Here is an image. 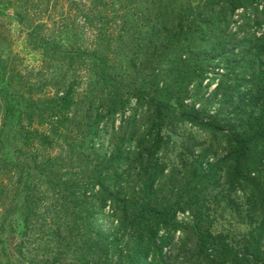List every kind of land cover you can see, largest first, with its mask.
<instances>
[{
  "label": "trees",
  "instance_id": "trees-1",
  "mask_svg": "<svg viewBox=\"0 0 264 264\" xmlns=\"http://www.w3.org/2000/svg\"><path fill=\"white\" fill-rule=\"evenodd\" d=\"M86 1L80 10V19L88 30L94 33L92 40L95 44L90 48L94 56L89 62L86 60L89 64L84 68L79 65L83 60L82 55H77L79 63L76 65L72 64V58H68L71 60V69L82 72L84 76H111L110 68L102 60L113 59L114 50L126 48L130 44L143 49L144 42H147L146 37L150 35L146 43L148 49L142 51L145 61L151 65L154 61H159V66L164 69L161 74L188 76L190 81H195L196 86L193 94L189 93L190 97L185 91L158 95V90L153 86L147 97L144 92L139 91L136 94V103L144 101L150 107L148 114L152 115L153 121L148 130L139 135L140 140H133L134 146H130L132 138L126 137L121 140L115 137L110 146H99L96 145L95 135L117 115L122 116V123L125 125L132 122L125 114L124 97H118L115 101L108 95L105 102L99 103V98L93 96L89 90L84 99V106L88 107L79 110L78 105L83 101L81 102L71 81L65 88L54 91V98L47 97L46 106V102L34 97H25L28 99L20 103L19 99H22L23 95H17L18 91H15L19 85L18 81L12 75L11 66L5 64L7 61L3 62L0 57V144L8 141L9 137L14 139L15 135L21 136L22 132L20 154L26 156L33 166L31 168L28 162L19 161L17 157H13L12 161L0 156V161L11 165L14 171L7 173L17 176L15 184L22 180L19 175H26L29 172H26L27 170L45 172L43 169H48V173L45 172L47 187L52 190L50 196L57 198L43 209V214L37 220L40 223L39 228L27 230L33 236L32 242L27 246L23 242L25 246L19 245L17 249H13V255L17 254L16 257H19L21 262H11L6 258L5 264H171L178 256L170 257L168 251L164 250L172 243L177 231L193 234V248L208 264H264L257 245V231L263 229V222L259 228H254L248 236L243 237V241L234 243L228 235L214 234L210 230V223L202 221V210L192 204L152 208V216L144 219L139 214L144 212L145 208L138 205L135 207L130 203V195L126 192L124 181L132 155L140 162L137 164L139 168L142 167L144 174L150 170L154 176L161 172L156 156L165 139H170V136L161 133L160 122L180 120L228 137L230 150L227 157L236 164L231 172L229 171V175L234 174L237 179L235 184L241 187L254 186L257 182V187H264V182L257 180L264 161L258 153L264 143V100L257 106L262 98L261 92L246 89L232 106L229 104L235 98L222 84L216 86L209 98L201 96L200 100L199 93L208 74L214 72L217 65L225 63L227 66L222 76H235L234 81L238 82L241 76L248 75L253 61L264 55L261 47H244L249 40L237 41L236 34H230L229 31L230 18H233L237 11L252 6L257 12L264 0ZM4 2L7 4L0 3V6L12 5L5 0ZM73 2L69 0L68 5ZM33 27H45V23L35 24ZM145 28H148V33ZM60 30L68 32V27L62 26ZM49 41L52 40L44 36L42 47L46 48ZM242 45L247 50H238ZM260 67L259 74L264 76V63ZM237 69L242 72H237ZM257 74L254 72L251 76H258ZM98 78L100 82H114L119 86L112 77ZM25 87L23 84L21 88L26 94L24 96H31ZM235 90L236 87L233 88V91ZM187 97L190 98L189 103L185 102ZM213 100H218L221 105L216 113H212L210 109ZM197 101H202L201 107L197 106ZM223 107L231 108L228 111L229 108L222 110ZM37 112H40L39 116L44 117V120L51 121L49 126L56 139L62 132L78 138L77 144L81 145L79 155H82L80 164L77 165L80 174L75 173V167L73 173L63 179L58 168H65L57 167L55 162L58 157L48 154L46 150L38 162H34L28 150L31 142L38 135L44 140L43 143L47 139L46 134L32 128L31 116H38ZM23 115L28 121L25 124L22 123ZM15 118L18 119L15 124L19 128L17 132H14V124H11ZM65 120L81 126H78L77 130L69 128L64 123ZM158 129L159 132L156 133ZM207 152L213 155L205 151L198 158H208V161L210 156H207ZM214 164L209 160L207 165L201 166L203 177L212 176ZM146 186L149 187V184ZM33 188L34 196L29 206L34 205L35 209L39 208L43 192L38 186ZM97 198L98 206L94 207L92 201ZM106 208L111 215V228H104L100 221V213H104ZM185 211H189L192 217L189 226L176 220V214ZM5 247L6 244L3 248ZM23 250L26 251L27 258H23Z\"/></svg>",
  "mask_w": 264,
  "mask_h": 264
},
{
  "label": "rangeland",
  "instance_id": "rangeland-1",
  "mask_svg": "<svg viewBox=\"0 0 264 264\" xmlns=\"http://www.w3.org/2000/svg\"><path fill=\"white\" fill-rule=\"evenodd\" d=\"M5 1L12 5L0 6V57L3 58V62L7 61L5 64L11 66L12 75L18 81L19 85L15 91H18L17 95H23V98L19 99L20 103L28 99L25 97H34L41 102H46L44 105L46 106L47 97L54 98L57 89L65 88L71 81H73L71 84L75 87V92L79 94L81 102L83 101L78 105L79 110H85L88 107L86 102L84 106V99L89 90L92 91L93 96L99 98V103L105 102L108 95L115 101L118 97L125 98V114L132 119V122L125 125L122 123V116L117 115L101 132L95 135L96 145L110 146L111 141H115V137L117 140L126 137L132 138L130 146H134L133 140H140L139 135L148 130L153 121L152 115L148 114L150 107L144 101L136 103V94L139 91L144 92L143 94L147 97L153 86L158 90V95L160 93L161 95L178 94L184 91L189 97L193 94L196 83L190 81V77L161 74V70L164 69L159 66V61H154L153 65L145 61L142 51H147L146 43L150 35L146 37L147 42H144L143 49L130 44L126 48L114 50L113 59L104 58L102 60L110 68L111 76H84L82 72H75L76 69H71V60L68 58H72V64L76 65L79 63L77 55H82L83 60L79 65L84 68L86 64H89L88 60H92L94 56V52L90 49L95 44L92 40L94 33L88 30L80 19V10L82 5L86 4V0H73L72 5H68L69 0ZM0 3L7 4L4 0H0ZM263 9L264 4L259 6L257 12L252 6L237 11L236 15L230 18L229 31L230 34H236L237 41L249 40L244 47L254 46V49L261 47V52L264 53ZM41 23H45V27H33ZM62 26L68 27V32L60 30ZM145 31L148 33V28H145ZM44 36L52 40L48 42L46 48H43L41 43ZM244 47L242 45L238 47V50H247ZM253 63L252 69H248V75L241 76L238 82L234 81L235 76H222L227 66L225 63L217 65L215 71L209 73L203 83L199 92L200 100L201 96L209 98L216 86L222 84L232 92L235 98L229 104L230 106L241 97L246 89L261 92L262 98L257 106L261 105L264 100V76L259 74V68L264 63V55ZM138 64L140 67H137ZM237 72H242V70L237 69ZM254 72L258 73V76H251ZM98 77H112L119 86L114 82H100ZM23 84L31 96H24L26 95L23 93L24 89H21ZM235 87L236 90L233 91ZM185 102L189 103L190 98L187 97ZM196 104L201 107L202 101H197ZM219 108L221 105L218 100L210 103L212 113H216ZM230 108L223 107L222 110L228 109L229 111ZM71 109L73 110L74 106ZM39 114L40 112H37L38 116H31L32 128L41 134H46L47 139L43 143L44 140L38 135L31 142L28 150L34 162H38L46 150L48 154L58 157L55 162L57 167L65 168H58L63 179L68 178L75 167V173L80 174L77 171L79 167L77 165L80 164L79 160L82 155H79L81 145L77 144L78 138L62 132L61 136H57L58 139H56L49 126L51 121L44 120V117ZM22 120L23 124L28 122L25 115L22 116ZM17 121L18 119L15 118L11 123L14 124V132L19 130L18 125H15ZM64 123L75 130L81 126L70 120H65ZM160 124L162 125L161 133L170 136V139H165L162 149L156 156L161 172L155 176L151 170L144 174L142 167L139 168L137 164L140 162L132 155L131 165L124 174L130 203L135 207L138 205L145 208V211L139 215L148 219L152 216L150 211L152 208L159 209L167 205L188 203L202 210L201 219L203 222L210 223V230L214 234L228 235L230 240H233L232 242L243 241L242 238L248 236L254 228H259L261 222L264 223V187L262 185L257 187V182L254 186L243 185L241 187L235 184L237 179L234 174L229 175V171L231 172L233 166L236 165L232 159L227 157V152L230 150L228 149L229 138L214 130L197 127L180 120L165 121ZM155 132L158 133L159 129ZM20 135L22 136V132ZM21 136L15 135L14 139L9 137L8 141H3L0 144V156H3L5 160L17 157L19 161L28 162L32 168L33 165L28 158L20 154L22 152L20 151ZM23 150L27 151V149ZM205 151L213 154L210 155L207 152V156H210L209 160L215 163L210 178L203 177L200 171L203 164L209 163L208 158H198ZM258 153L264 160V143L258 149ZM36 166L40 165L36 164ZM0 169V264H5L6 258L11 262L20 263L21 260L16 257L17 254L13 255V249H17L19 245L27 246L32 242L33 236L27 230L39 228L40 223L37 220L43 214V209L57 198L50 196L52 190L47 187L45 172L48 173V169H43L45 172L27 170L26 172H29L26 175H19L22 180H19L18 184H15L17 176L7 173L14 171L9 163L0 161ZM259 171L261 172L257 180L263 183L264 161ZM36 184L43 194L40 197L39 208L34 209V205L29 206V203L33 200V186L37 187ZM148 184L149 187L146 186ZM98 200L99 198L92 201L94 207L98 206ZM100 217L103 227L111 228L112 220L108 208L104 213H100ZM191 219L189 211L176 214V220L179 223L184 222L187 226L192 222ZM257 232H259L257 245L261 250V260L264 263V226ZM194 243V236L191 232L183 234L177 231L172 243L165 247L164 252L168 251L170 257L178 256V259L171 264H208L199 253H196L193 248ZM5 244L6 247L3 248ZM23 251L25 253L23 258H27L26 251Z\"/></svg>",
  "mask_w": 264,
  "mask_h": 264
}]
</instances>
